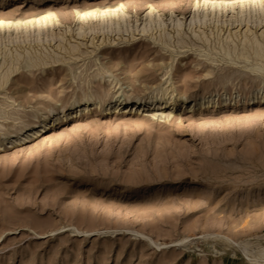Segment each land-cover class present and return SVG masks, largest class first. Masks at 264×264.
Listing matches in <instances>:
<instances>
[{"label": "rangeland", "instance_id": "rangeland-1", "mask_svg": "<svg viewBox=\"0 0 264 264\" xmlns=\"http://www.w3.org/2000/svg\"><path fill=\"white\" fill-rule=\"evenodd\" d=\"M262 242L258 2L0 0V264H264Z\"/></svg>", "mask_w": 264, "mask_h": 264}, {"label": "bare ground", "instance_id": "bare-ground-1", "mask_svg": "<svg viewBox=\"0 0 264 264\" xmlns=\"http://www.w3.org/2000/svg\"><path fill=\"white\" fill-rule=\"evenodd\" d=\"M115 97V96H114ZM113 97V98H114ZM154 97V96H153ZM183 97V96H182ZM79 102V101H78ZM116 102L119 104V106L121 105V104H123V102H124V99L123 98H120V97H118L117 99H116ZM115 106V105H114ZM36 133V132H35ZM259 240H260V238H258ZM256 242V241H255ZM261 242V241H260ZM259 243V242H258ZM248 244V243H247ZM257 244V243H256ZM249 245H250V243H249ZM257 247H259V249H258V251H257V256L259 257V258H262L263 260H264V243L262 242L261 243V245H257ZM257 250V249H256ZM250 257V256H249Z\"/></svg>", "mask_w": 264, "mask_h": 264}, {"label": "snow or ice", "instance_id": "snow-or-ice-1", "mask_svg": "<svg viewBox=\"0 0 264 264\" xmlns=\"http://www.w3.org/2000/svg\"><path fill=\"white\" fill-rule=\"evenodd\" d=\"M257 2L259 3L260 7L264 9V0H249L250 6L256 4ZM240 3L243 4L244 0H240Z\"/></svg>", "mask_w": 264, "mask_h": 264}]
</instances>
